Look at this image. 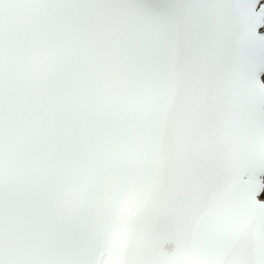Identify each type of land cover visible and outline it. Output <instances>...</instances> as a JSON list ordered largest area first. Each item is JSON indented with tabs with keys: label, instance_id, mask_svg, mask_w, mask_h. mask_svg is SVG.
<instances>
[{
	"label": "snow or ice",
	"instance_id": "snow-or-ice-1",
	"mask_svg": "<svg viewBox=\"0 0 264 264\" xmlns=\"http://www.w3.org/2000/svg\"><path fill=\"white\" fill-rule=\"evenodd\" d=\"M0 264H264V2L0 0Z\"/></svg>",
	"mask_w": 264,
	"mask_h": 264
}]
</instances>
